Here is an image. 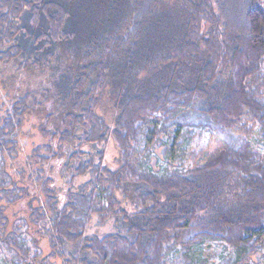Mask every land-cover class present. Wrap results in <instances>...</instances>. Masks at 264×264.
I'll return each instance as SVG.
<instances>
[{
    "label": "trees",
    "instance_id": "obj_1",
    "mask_svg": "<svg viewBox=\"0 0 264 264\" xmlns=\"http://www.w3.org/2000/svg\"><path fill=\"white\" fill-rule=\"evenodd\" d=\"M8 65L52 83L36 98L6 79L0 264H166L199 240L229 247L216 264H250L264 249V0H0ZM185 126L222 146L146 170L162 138L172 163Z\"/></svg>",
    "mask_w": 264,
    "mask_h": 264
},
{
    "label": "rangeland",
    "instance_id": "obj_2",
    "mask_svg": "<svg viewBox=\"0 0 264 264\" xmlns=\"http://www.w3.org/2000/svg\"><path fill=\"white\" fill-rule=\"evenodd\" d=\"M13 65H8V69H4L0 67V101L5 105L7 102L6 98L3 96H6L8 91H11V85L12 82L16 88L20 91V94L30 92H35V96L39 94L40 88H46L50 89L51 85V79L49 72H45L43 75H38L35 71L34 72H22V73H15ZM10 78L13 79V81H7L6 79ZM8 90V91H7ZM36 98H39L38 96ZM11 99V98H9ZM8 99V101H9ZM14 100V99H11ZM40 101L42 103L44 102V99L40 98ZM45 103L44 105H46ZM6 107L4 106L3 109ZM52 108L50 104H47L42 111V114L40 117L44 114V111L47 109ZM105 110L107 111L106 107ZM39 115L32 113L27 117L26 122L28 123H36L39 122ZM24 126V130L27 129V124ZM184 135L187 133L184 138L182 139V143L180 146V151H178L176 158L172 161V163H167L165 161V156L163 154V146H164V140L165 138L161 139L160 145L155 148L150 155L146 158V162L144 164V167L146 170L150 171L154 175L160 176L165 173V170L171 168V169H177L179 168V161L178 158L181 154H191V153H197L205 148H209L211 150L219 149V147L222 146V140L223 138L219 137L215 134V132L208 130L206 128H203L201 126H185L183 128ZM32 131H28L27 135L31 134ZM33 138L29 140V138H26V135H21V143H24L25 150L31 149L30 143L38 144L40 142L41 137L38 131L34 130L32 132ZM28 137V136H27ZM167 139V137H166ZM252 145L256 148H258L262 154L264 155V141L260 139V136L257 134V131L254 134ZM117 152L114 147H107V155H106V165L109 168H115L117 163ZM184 158L181 161L182 166H185L188 164V160L184 155H182ZM115 231V228L113 226V223L107 222L103 225H98L96 220H93L92 226L89 229V232L96 233L98 235H106L109 233H113ZM229 251V247L218 241H210V240H199L194 242L187 253L180 252V253H174L168 256L167 263L166 264H189L190 262H195L197 264H216L221 261L222 257H224ZM34 252L33 249L30 251V255ZM8 258L9 253L5 251L4 249L0 251V260L2 258ZM2 263V261H0ZM250 264H264V249L260 251L259 255L254 257L251 260Z\"/></svg>",
    "mask_w": 264,
    "mask_h": 264
}]
</instances>
